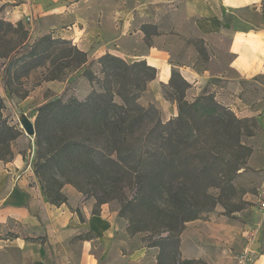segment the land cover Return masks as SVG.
Returning a JSON list of instances; mask_svg holds the SVG:
<instances>
[{
    "label": "crops",
    "instance_id": "1",
    "mask_svg": "<svg viewBox=\"0 0 264 264\" xmlns=\"http://www.w3.org/2000/svg\"><path fill=\"white\" fill-rule=\"evenodd\" d=\"M261 0H0L1 18L28 25L37 39L53 34L87 53L90 62L106 54L145 60L158 70L156 84L169 86L175 70L190 84L187 98L199 96L215 80L225 85L264 78V13ZM66 84L58 94L65 90ZM251 105L238 97L232 107L242 118H255L264 139V85ZM239 91H243L242 89ZM90 93V92H89ZM88 93V94H89ZM165 103L177 115L173 103ZM28 155L0 161V226L15 233L0 238L38 252L32 264H158L159 250L144 234L130 235L128 221L109 204L94 211L95 200L67 195L50 203L34 172V142ZM238 181H249L245 206L230 215L216 209L187 222L181 234L182 260L208 264H264V146L254 147ZM258 194L261 195L259 200ZM72 237V239L70 238ZM44 241L45 243H40ZM249 254L243 263L242 256ZM76 256V257H75Z\"/></svg>",
    "mask_w": 264,
    "mask_h": 264
},
{
    "label": "trees",
    "instance_id": "2",
    "mask_svg": "<svg viewBox=\"0 0 264 264\" xmlns=\"http://www.w3.org/2000/svg\"><path fill=\"white\" fill-rule=\"evenodd\" d=\"M9 35L17 40L7 41ZM0 59V77L11 95L15 82L40 69L44 81L67 78L66 91L78 72L91 86L84 100L55 96L37 109L33 167L52 205L66 203V185L98 205L116 201L129 234H145L148 247L159 250L158 264H208L182 260L181 234L187 222L219 204L227 215L237 211L223 200L234 196L235 181L253 153L245 138L259 128L255 118H239L220 103L209 89L215 80L188 101L190 84L174 70L169 87L181 89L170 100L179 113L164 123L155 105L139 103L158 75L145 60L129 63L106 54L90 62L71 41L48 34L31 42L24 23L1 16ZM4 108L0 96V161H10L20 134L3 120ZM201 200L212 206L201 208Z\"/></svg>",
    "mask_w": 264,
    "mask_h": 264
},
{
    "label": "rangeland",
    "instance_id": "3",
    "mask_svg": "<svg viewBox=\"0 0 264 264\" xmlns=\"http://www.w3.org/2000/svg\"><path fill=\"white\" fill-rule=\"evenodd\" d=\"M260 4H261L262 12L264 13V0H261ZM25 26L28 30V37L31 42H35L37 39L40 38L39 37L37 39H33L30 35V30L28 29V25H25ZM6 39L9 42L11 41L13 42L14 40H17V36L9 35L7 36ZM125 61L129 63L135 62V61H130V60H125ZM3 62H4V59H0V65ZM99 69H100V66L95 64L94 70L98 71ZM0 70H2V67H0ZM42 72H43V69L33 71L27 77H22L19 82H15V84L12 86L13 90H15L14 95H11L10 92L6 90L4 86L3 78L2 76L0 77V96L3 98L5 102V108L2 111L3 120H5L9 124L10 127L15 128L16 131L19 132L20 134L12 146V153L13 155H15L16 153H21L23 156H27L28 150L31 147L30 141L28 140L30 138H33L32 142H34V155H33V160H32V166H34V161L36 158L35 156V136L29 137L26 135V132L23 129L21 122H20L21 118L23 116H28L32 120V122L35 124L36 117L38 114L37 109L41 105H43L48 99H54L55 96H62L63 99L65 100H68L71 97L77 98L79 100H84L86 96L88 95V93L91 91V86L89 82L82 76V74L78 72L75 76L72 77L73 79L72 86L67 91L65 87V90L61 92L60 94H58L59 89L62 87V85L63 84L67 85L66 83L67 78H65L64 81H44V78L47 75H44ZM63 73L66 74L67 76L70 75V71L68 69L64 70ZM260 85H264L263 77L258 78L256 82L255 81H242L235 85H225L224 90L222 92H220L219 94L214 93V95L216 96V99L220 103L228 106L237 115V111L235 110L234 107H232L234 105H233V102L231 101H233L235 98L240 97L246 100L247 102H249L251 105H253V102L256 101L258 97H260V90H259ZM177 89L180 90L181 89L180 86H175L173 88H170L169 86H165L162 84H156L155 87L151 89L150 88L148 89L147 87V90L142 93L139 103L143 107H146V108L149 107L151 104L155 105L160 112L162 121L164 123H168L171 119L177 117L179 113L177 103L172 102L170 100L172 96L179 97V95L176 92ZM209 89L213 90L214 87L211 85ZM241 89L243 91H239ZM26 94H28V96L26 98H22V96ZM195 98H193V100ZM186 99L188 101H193L187 98V92H186ZM165 100L168 103H173L174 105H176L177 107L176 116H174V111L169 107V105L165 103ZM238 117L242 118L240 116ZM248 126H252L251 123H249ZM251 130H252V135L246 136L245 138L246 143L252 149H254V147L260 148L261 146H264V139H263L260 128L255 127V128H252ZM250 184L251 183L246 180L238 181L237 179L235 181L236 190H235L234 196H232L229 200H223L227 204L228 209L240 210L241 208L245 206V203L242 201V198L244 194L246 193V191L251 189ZM72 188L76 189L72 185H66L64 187V192L65 194L69 195L70 198L73 197L72 200H74L77 197V195L72 196V194H74L72 191ZM79 193L82 194L81 192ZM131 197H132V194H131ZM82 198H84L82 200H95L96 201V199L93 197L85 198L83 194H82ZM258 198L259 200L261 199L259 194H258ZM109 205L111 206V208H119L116 201H113ZM201 205L203 206L201 208H210L212 206L211 203L206 200H201ZM261 205H262V201H261ZM100 206L101 205L96 204L94 211L98 212ZM220 208L224 209L225 210L224 213L226 214V209L221 204H219L215 208H213L211 211L203 212L201 214V217L208 213H212L216 209H220ZM15 237H16V234L10 232L7 227L0 226V238L10 240L11 242H13ZM70 238L72 239V237ZM40 243L44 244L45 242L41 241ZM37 253L38 252H34L31 249V247H26L22 249L18 247L17 245H10L9 247L0 251V264H32L34 256ZM47 261H48V264H51V258L49 256L47 257Z\"/></svg>",
    "mask_w": 264,
    "mask_h": 264
},
{
    "label": "water",
    "instance_id": "4",
    "mask_svg": "<svg viewBox=\"0 0 264 264\" xmlns=\"http://www.w3.org/2000/svg\"><path fill=\"white\" fill-rule=\"evenodd\" d=\"M20 122L27 136L29 137L36 136L35 124L28 116H23Z\"/></svg>",
    "mask_w": 264,
    "mask_h": 264
},
{
    "label": "built area",
    "instance_id": "5",
    "mask_svg": "<svg viewBox=\"0 0 264 264\" xmlns=\"http://www.w3.org/2000/svg\"><path fill=\"white\" fill-rule=\"evenodd\" d=\"M262 208L264 209V201H262ZM242 261L243 263L249 261V254L247 252L242 256Z\"/></svg>",
    "mask_w": 264,
    "mask_h": 264
}]
</instances>
